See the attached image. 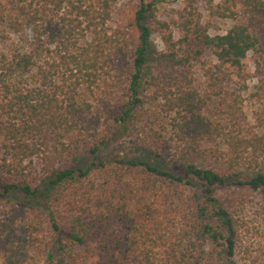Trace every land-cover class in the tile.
I'll list each match as a JSON object with an SVG mask.
<instances>
[{
  "label": "trees",
  "instance_id": "16d2710c",
  "mask_svg": "<svg viewBox=\"0 0 264 264\" xmlns=\"http://www.w3.org/2000/svg\"><path fill=\"white\" fill-rule=\"evenodd\" d=\"M207 2L0 0V264H264V0Z\"/></svg>",
  "mask_w": 264,
  "mask_h": 264
},
{
  "label": "rangeland",
  "instance_id": "374dc122",
  "mask_svg": "<svg viewBox=\"0 0 264 264\" xmlns=\"http://www.w3.org/2000/svg\"><path fill=\"white\" fill-rule=\"evenodd\" d=\"M184 0H157V6H158V15L160 18L167 19L168 21H171L172 19L176 18V11L180 8V6L183 4ZM208 0H197V4L199 5L200 9L203 12V15H207V11L205 10ZM220 0H213L214 3L219 2ZM255 1L257 0H238V9L240 12V17L246 16L245 10L242 7H245V3L253 2L255 4ZM229 25L228 22H225L224 20H218L214 21V26L210 28V33H216V32H224ZM174 36L177 37V31H174ZM154 48L155 50H160L163 47V44L159 40L158 37H155L154 39ZM259 229L264 232V224L259 225ZM258 235L263 236L259 233ZM264 238V237H263ZM260 244L255 243V247H258Z\"/></svg>",
  "mask_w": 264,
  "mask_h": 264
}]
</instances>
